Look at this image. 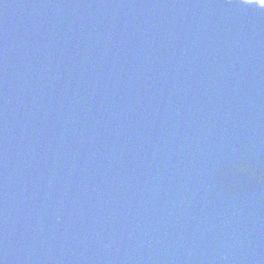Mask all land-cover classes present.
Segmentation results:
<instances>
[{
	"label": "water",
	"instance_id": "95a60500",
	"mask_svg": "<svg viewBox=\"0 0 264 264\" xmlns=\"http://www.w3.org/2000/svg\"><path fill=\"white\" fill-rule=\"evenodd\" d=\"M0 264H264V7L0 0Z\"/></svg>",
	"mask_w": 264,
	"mask_h": 264
},
{
	"label": "rangeland",
	"instance_id": "374dc122",
	"mask_svg": "<svg viewBox=\"0 0 264 264\" xmlns=\"http://www.w3.org/2000/svg\"><path fill=\"white\" fill-rule=\"evenodd\" d=\"M246 3L257 4L260 7H264V0H243Z\"/></svg>",
	"mask_w": 264,
	"mask_h": 264
}]
</instances>
